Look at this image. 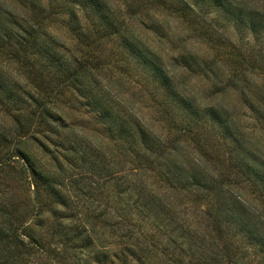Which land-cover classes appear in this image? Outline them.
<instances>
[{
  "label": "trees",
  "instance_id": "trees-1",
  "mask_svg": "<svg viewBox=\"0 0 264 264\" xmlns=\"http://www.w3.org/2000/svg\"><path fill=\"white\" fill-rule=\"evenodd\" d=\"M13 1L19 10L0 0V264L264 259V0H126L125 10L113 0ZM132 17L182 27L170 63ZM106 41L118 71L93 56ZM181 56L210 81L205 93L174 73L189 71ZM126 76L138 88L131 99ZM232 87L247 117L218 98ZM61 97L100 133L69 127ZM42 139L63 152L45 161ZM82 170L90 184L73 202L63 181L75 186L71 172Z\"/></svg>",
  "mask_w": 264,
  "mask_h": 264
},
{
  "label": "rangeland",
  "instance_id": "rangeland-1",
  "mask_svg": "<svg viewBox=\"0 0 264 264\" xmlns=\"http://www.w3.org/2000/svg\"><path fill=\"white\" fill-rule=\"evenodd\" d=\"M10 2V0H7ZM12 2L16 5H14L13 7H15L17 10H19V7L17 5V3L15 1L12 0ZM113 5H116L120 8H122L123 10H125V6L123 4L127 3L126 0H113L112 1ZM136 2V1H133ZM11 4V3H10ZM136 7V4H134ZM138 20V21H136ZM142 21V17H132V20L130 22L133 23L134 27H136L138 34L140 35V37L145 40L148 44H150L151 46L157 48L158 50H160L162 52V54L165 56V60L170 63V56L171 54H178L179 52L177 50H173L174 48H178L182 45V41L181 38H183V40L185 39L184 37H181L180 35H178V32H181V35H184L182 32V27H178L177 24H175L173 21H170L167 25L163 24L162 22H160V20L157 21V25H158V29H152V27H150V23L145 21L144 23H140ZM51 25H55L56 26V32L57 34L63 35V39L64 40H71V35L69 33H65V29L58 23V22H52ZM151 28V29H150ZM55 31V30H54ZM69 34V35H68ZM232 39L235 41V39L232 37ZM233 41V42H234ZM190 42V41H189ZM176 45L175 47L173 45ZM116 44H113L112 42H101L97 45H94V52L93 56L96 59H99V63H108L110 65V67L115 68L117 70L114 71H118L119 70V66H120V61L119 62H109L112 58L108 57V54L111 51H116L115 48ZM185 45H190V43H185ZM196 48L198 50H204L207 49L205 44H195ZM213 49V51L217 50L215 47H211ZM187 49H192L190 46H187ZM120 58V56H119ZM114 60V59H113ZM95 63H97L95 61ZM220 66H222L221 68L223 70H225V73H231V71H233V69H235L234 67H232L229 63H223L220 64ZM122 68L120 69H124L125 67L123 65H121ZM170 66L167 65V68H169ZM170 70L172 72L173 69L170 67ZM176 75H178L179 77L182 78V81L184 82L185 86L188 88H191V90H201L205 93V91L208 89V87L211 86L210 81L209 80H203L202 78L199 77V75H197V73L192 72V71H184V70H180L177 69L176 72H174ZM117 77H114V79L116 81H118V79L120 78L119 74L116 73ZM123 84L122 87V93L125 96L123 99H131L132 95L136 96V91L138 90L137 86L135 85L134 81H131V79L129 77H124V80L122 82ZM226 89V88H225ZM232 88H227L226 92H220L218 91V98H220L221 100H223L225 103L229 104L231 107H233L235 109V111L238 112V110L243 109L242 113H244L246 115V117L248 116V111L247 109H244L242 107L241 102L243 101L241 99V95L238 92H235L232 90ZM56 110L63 116V118L65 119V122L67 123V125L69 127H73L75 128V130L79 133L84 132L87 135H92L95 134L96 131L98 130V133H100L101 129L100 127H98V125L95 124V121L93 120L92 116L88 113L87 110H85L84 108L78 106L75 103V100L73 98H58L57 99V103H56ZM245 117V118H246ZM247 122H250V125H248V128H253L256 125H251L253 124V121L248 120ZM100 137V135H99ZM54 141V139H52ZM43 143H46V145H48L49 147V152L46 151L47 154H44V160H48L50 157H52V151L55 154V150L56 152L60 153L59 151L63 152L61 150V148L59 147H54V145H52L49 141H45V139H42ZM40 146V144H38ZM58 148V149H57ZM41 150V147H40ZM213 153V152H210ZM53 158V157H52ZM50 161V160H49ZM51 162V161H50ZM56 163L55 160L52 159V163ZM72 175V180H76L79 181L78 183H76V185H70V183L63 181L64 184L66 185L65 190L68 191L69 195H71V200L73 202H77L76 199H74L73 196H77V199H84L83 198V193H85L87 191L88 185L86 186L84 183L90 184L88 183L89 180H83L84 177H90V173L86 172V170H82L80 171V174L77 171H72L71 172ZM96 178L93 176L92 177V182L95 181ZM93 184H95L93 182ZM91 185V187H94V185ZM79 209V208H78ZM73 208L72 209H67L65 212L66 214L70 215L73 212ZM80 210V209H79ZM250 261V260H249ZM252 264H264V259L261 257H255L251 259Z\"/></svg>",
  "mask_w": 264,
  "mask_h": 264
},
{
  "label": "snow or ice",
  "instance_id": "snow-or-ice-1",
  "mask_svg": "<svg viewBox=\"0 0 264 264\" xmlns=\"http://www.w3.org/2000/svg\"><path fill=\"white\" fill-rule=\"evenodd\" d=\"M173 46L175 47L176 45L174 44ZM178 62L184 63L189 68L190 71H192V72L196 71V68L194 67L195 61L191 60V58L186 59L184 56H181L179 58Z\"/></svg>",
  "mask_w": 264,
  "mask_h": 264
}]
</instances>
